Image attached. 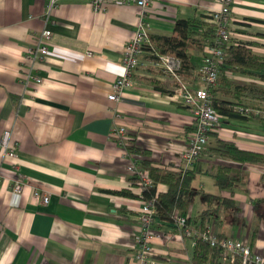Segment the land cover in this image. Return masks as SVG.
I'll return each mask as SVG.
<instances>
[{
    "label": "crops",
    "instance_id": "0c3cea01",
    "mask_svg": "<svg viewBox=\"0 0 264 264\" xmlns=\"http://www.w3.org/2000/svg\"><path fill=\"white\" fill-rule=\"evenodd\" d=\"M47 2L0 0V137L7 132L16 144V157L0 155V264H137L143 188L128 169H143L140 161L145 160L177 171L192 131L190 109L175 94L177 83L151 64L154 55L147 46L171 36L177 19L205 20L219 0H149L148 42L139 64L129 70L130 85L115 102L106 96L123 74L121 54L139 8L112 3L94 11L88 0H58L46 14ZM230 20L228 46L264 57V0H234ZM43 29L51 32L54 47L41 61H31L26 49ZM203 51L193 48L190 67L181 70L190 90L198 84ZM226 59L217 79L245 86L240 102L263 111L264 70H239ZM21 68L42 80L28 92L18 82ZM220 86L217 81L215 96L231 102ZM115 124L127 134L122 145L111 135ZM215 138L264 154V120L223 118L204 150ZM204 150L189 168L195 170L190 187L197 179L200 211L188 208L186 213L184 206L179 212L190 226L213 224L218 238L242 239L252 253L264 256V164L237 163ZM215 165L235 176L230 185L218 187L207 175ZM17 175L24 180L18 194L10 190ZM204 178L210 179L206 190ZM120 190L133 197L119 195ZM155 190L164 191L165 185L156 184ZM34 192L45 193L46 203ZM204 210L209 215L201 221ZM152 227L158 234L150 239L157 264H191L194 238L157 216Z\"/></svg>",
    "mask_w": 264,
    "mask_h": 264
},
{
    "label": "built area",
    "instance_id": "2783aa9c",
    "mask_svg": "<svg viewBox=\"0 0 264 264\" xmlns=\"http://www.w3.org/2000/svg\"><path fill=\"white\" fill-rule=\"evenodd\" d=\"M58 0H48L46 4V14L52 12ZM234 0H219V7L208 13L205 21L212 26L213 37L204 46V53L197 67L198 84L190 90L181 76V62L179 59L168 55H154L151 64L168 75L174 82L175 94L177 98L190 109V119L192 121V131L186 142L185 150L179 154V167L177 171L183 172L189 169L199 158L205 149L209 133L219 126L220 120L226 118L219 114L211 104V88L214 87L219 69L225 62V47L230 43L231 20L230 7ZM134 4L139 8V18L136 28L130 40L124 45L121 54V64L124 68L123 74L117 77L111 84L107 99L117 101L121 96V90L130 85L128 78L129 70L139 64V55L143 51L144 45L148 42V26L144 21L146 8L149 0H88V5L94 11L105 10L108 4ZM51 32L48 29L41 30L35 37L33 45L26 49V56L31 61H41L47 54L49 47H54L50 43ZM89 55V53L85 54ZM18 80L22 92H28V86L38 85L42 80L32 72L30 68L20 69ZM242 116L249 118L251 115L260 117L264 120V111L251 108H237ZM111 135L117 139L119 144H123V139L127 137L125 129L115 124L111 128ZM16 144L9 142V134L4 132L0 137V155L16 157ZM129 172L134 176L135 183L139 187H146L152 184L151 179L145 169L135 167L129 168ZM24 180L17 175L13 180L10 190L13 193H21ZM159 184V183H156ZM155 184V186H156ZM162 184V183H161ZM154 195L149 199H140L137 211L138 228L140 237L137 238L138 248L134 253V260L137 264H157L151 254L150 239L158 234L153 230V223L156 216ZM34 196L42 203H46L45 193L34 192ZM171 225L175 227L182 236L201 239L209 246H218L220 249L219 258L221 261L234 262L238 259L239 264H264V256L252 253L248 245L239 238H218L215 226L206 224L202 228L190 226L188 219L179 211H174L171 217Z\"/></svg>",
    "mask_w": 264,
    "mask_h": 264
},
{
    "label": "trees",
    "instance_id": "16d2710c",
    "mask_svg": "<svg viewBox=\"0 0 264 264\" xmlns=\"http://www.w3.org/2000/svg\"><path fill=\"white\" fill-rule=\"evenodd\" d=\"M261 36L264 37V34H261ZM212 37V26L205 20L177 19L173 24L171 36L157 37L150 43L151 45L149 44L147 47H149V51L153 55L168 54L179 59L181 62V70H186L190 67L191 50L193 48L202 49L211 41ZM225 59L239 70L245 68L254 71L264 70V57L255 55L249 48L243 46H226ZM217 81L221 85L218 87V91H220L222 97H228L231 100V102H229L217 98L215 96V88H211V104L219 114L226 118L238 120L257 118L253 115L249 118L244 117L236 110L237 108H250L240 102V97L246 89L245 86L232 84L224 76H220L216 79V83ZM156 88L160 89L162 92L164 91L159 86H156ZM262 94L264 99V90H262ZM127 150L132 152L133 149L132 147H128ZM204 151L208 154L216 155L223 159H229L237 163L264 164V154L239 149L234 143L217 138H215L212 145L208 146ZM140 166L147 171L152 181L150 186L143 188L140 199L144 200L151 198L155 193L156 183L165 185L164 191L157 192L154 205L156 216L160 220L171 222L174 211L183 212L185 203L190 196V183L194 178L195 170L192 168L183 172L171 171L165 167H153L145 160L140 161ZM206 171L207 175L214 180V183L218 187L230 185L232 179H234L233 177H235L229 173L228 168L220 165L210 166ZM117 193L119 195L133 197V195L126 190H120ZM203 196L213 197L207 194H203ZM208 215L209 211L204 210L199 214V218L203 221ZM219 252L220 249L218 246H209L207 242L201 239H195L191 264H220ZM232 264H239L238 259H235Z\"/></svg>",
    "mask_w": 264,
    "mask_h": 264
},
{
    "label": "rangeland",
    "instance_id": "374dc122",
    "mask_svg": "<svg viewBox=\"0 0 264 264\" xmlns=\"http://www.w3.org/2000/svg\"><path fill=\"white\" fill-rule=\"evenodd\" d=\"M264 111V109H263ZM197 179L194 180V182L192 183V186L190 187V194L191 197L188 198V200L185 203V212L188 213V208L194 209V210H198L197 207H199L202 203V200L200 199V197L196 196L198 193V190L196 187H194V184L196 183ZM207 182H210L209 178H204V182H203V188L206 190L207 186ZM196 186V185H195ZM200 195H202V192H199ZM205 205V203H204ZM200 211V210H198Z\"/></svg>",
    "mask_w": 264,
    "mask_h": 264
}]
</instances>
